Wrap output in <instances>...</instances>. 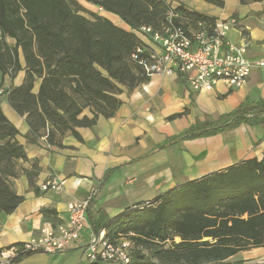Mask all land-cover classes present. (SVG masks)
<instances>
[{"label": "trees", "instance_id": "1", "mask_svg": "<svg viewBox=\"0 0 264 264\" xmlns=\"http://www.w3.org/2000/svg\"><path fill=\"white\" fill-rule=\"evenodd\" d=\"M170 1L177 0H85L118 16L130 27L127 31L96 13H87L89 19L76 0H0L1 212L10 215L24 202L10 180L19 176L20 160L29 162L16 139L18 129L2 111L3 96L8 93L11 106L26 115L30 131L25 138L29 143L37 144L46 137L49 146L61 149L65 148L62 139L69 133L82 142L78 128L95 126L100 116L113 118L122 105L124 91L149 81L132 59L137 48L144 46L136 32L144 26L161 31L174 8ZM239 1L246 5L262 0ZM174 13L187 19L175 18L177 26L186 27L187 21L215 22L184 4L174 8ZM8 38L15 41L13 46ZM22 70L26 71L23 85L7 90L5 76L13 80ZM40 79L39 92L34 94L35 82ZM86 108L93 111V118H81ZM205 124L210 126L187 130L180 139L214 136L241 125L264 127V101L242 103L219 120ZM40 171L38 161L31 171L24 170L31 187ZM112 173H106L88 202L87 212L95 233L105 229L113 241L124 236L133 242L134 264H245L231 259L239 252L264 247V154L260 160L241 161L173 188L154 202L127 209L114 219L97 220L92 207ZM42 212L45 218L52 215L50 209ZM31 255L18 256L12 264Z\"/></svg>", "mask_w": 264, "mask_h": 264}, {"label": "crops", "instance_id": "2", "mask_svg": "<svg viewBox=\"0 0 264 264\" xmlns=\"http://www.w3.org/2000/svg\"><path fill=\"white\" fill-rule=\"evenodd\" d=\"M76 1L86 9L87 5L96 7L85 0ZM218 1L223 4L219 6L205 0L190 3L195 11L215 22L235 19L236 25L229 31V38L237 44H246L251 60L264 59V0L246 5L239 0ZM171 3L186 7L185 0ZM103 12L99 15L122 29L131 30L118 16ZM136 35L145 45L152 46L145 36ZM7 42L11 46L15 44L10 38ZM19 53L25 67L23 52L20 50ZM25 78V70L13 80L7 75L4 87L7 90L21 87ZM41 82V79L35 82L34 94H38ZM120 98L122 105L113 118L100 116L95 126L78 128L82 142L70 133L65 135L62 139L65 148L59 149L49 146L46 137L39 139L37 144L29 143L25 138L30 131L26 115H20L11 106L8 93L3 96L2 111L18 129L20 134L16 139L23 146L29 162L20 160L19 176L10 180L13 190L25 198L24 202L10 215L0 211V259L2 252L39 236L44 225L58 227L65 224L69 219L68 204L90 200L111 170L110 180L99 190L92 207V215L97 220L114 219L127 209L154 202L173 188L241 161L263 157V126L241 125L193 140H181L180 137L191 124L214 122L242 103L255 105L264 101V68L254 69L247 84L239 90L232 91L219 84L213 91L197 93L189 89L182 77L154 76L133 91L125 90ZM177 114L182 115L171 119ZM93 116V111L86 108L81 118ZM172 126L177 134L168 132ZM34 161H38L41 171L34 178L35 186L31 187L24 170L31 171ZM51 179L64 180L63 189L43 191L42 186ZM44 209H50L52 215L45 218ZM88 221L90 224L89 216ZM89 232L87 229L84 235L87 237ZM254 249L264 247L251 250ZM19 264L95 263L85 258L82 249H77L54 255L34 254Z\"/></svg>", "mask_w": 264, "mask_h": 264}, {"label": "built area", "instance_id": "3", "mask_svg": "<svg viewBox=\"0 0 264 264\" xmlns=\"http://www.w3.org/2000/svg\"><path fill=\"white\" fill-rule=\"evenodd\" d=\"M174 8L169 11L167 24L161 31L144 26L136 33L145 36L152 46L145 45L133 53V61L151 78L182 77L192 92H210L223 84L229 90L245 86L252 71L264 68V59L251 60L247 45L237 44L229 38L236 25L231 18L226 21L206 23L190 22L177 26ZM65 181L51 179L42 186L43 191H61ZM88 202L73 201L68 204L69 219L53 227L44 225L39 236L1 253L2 264H12L18 256L29 254H62L82 249L91 263L134 264L133 242L121 236L116 240L107 237L101 229L95 233L88 221ZM90 231L87 237L84 235ZM86 237V238H85Z\"/></svg>", "mask_w": 264, "mask_h": 264}, {"label": "rangeland", "instance_id": "4", "mask_svg": "<svg viewBox=\"0 0 264 264\" xmlns=\"http://www.w3.org/2000/svg\"><path fill=\"white\" fill-rule=\"evenodd\" d=\"M179 1V0H177ZM186 1V7H188L189 9L195 11L194 9V6L191 5L190 1H194V0H185ZM170 2H173V1H170ZM193 3V2H192ZM173 4V3H172ZM175 5V4H173ZM185 5V4H184ZM88 9L85 8V11H86V14L85 16L89 17V15L87 13H96V14H104V12L102 10H99L98 8L96 7H93V6H88ZM178 6H174V8H176ZM176 16L178 19H180V21H186L187 19L184 18V17H181L179 14L176 13ZM207 121H201V123H198V125H195V124H191L187 130H191L193 128H201V129H204V128H207L208 126L210 125H207L205 124ZM201 124V125H200ZM209 124V123H208ZM175 126H172L168 132L169 133H174V134H177L176 131H175ZM18 168L20 169V163H18ZM231 261H243L245 264H264V249H254V250H251V251H248V252H245V253H240L239 255L235 256L233 259H231ZM87 263V262H85Z\"/></svg>", "mask_w": 264, "mask_h": 264}]
</instances>
